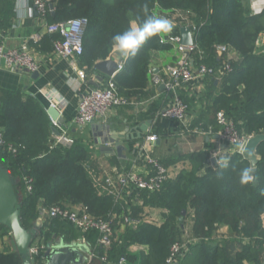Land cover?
<instances>
[{
  "label": "trees",
  "instance_id": "obj_1",
  "mask_svg": "<svg viewBox=\"0 0 264 264\" xmlns=\"http://www.w3.org/2000/svg\"><path fill=\"white\" fill-rule=\"evenodd\" d=\"M14 1L0 0V28L8 25ZM143 3L151 14L170 18L172 12H179L194 25L193 66L230 67L207 77V87L198 94L184 86L179 89L188 110L200 107L189 128L203 132L220 129L216 114L223 112L240 134L264 133V49L259 50L257 44L264 34V9L253 14L250 0H51L53 11L47 23L87 19L83 52L77 61L90 71L97 60L109 56L114 35L125 30L129 21L143 20ZM172 33H179L177 26ZM166 35L149 39L134 57H127L113 77L120 96L128 99L144 92L153 77V53L175 49L174 44L161 42ZM60 38L58 33H45L37 49L50 53ZM219 44L227 46L221 55L216 52ZM46 109L21 89H0V166L15 179L23 227L33 226L40 208L59 205L85 208L94 218L110 220L113 235L107 258L101 260L105 250L97 243L96 229L79 230L68 221L46 216L31 244L38 247L35 264H43L46 243L53 235L68 242L82 238L96 247L97 259L90 264H113L121 256L129 264H165L177 242L187 244V248L176 264H264V141L255 151L258 162L252 183L239 182L240 170L252 167L240 152L230 153L228 166L221 169L219 163L209 162L208 151H192L178 157L188 160L187 167L169 176L157 191L136 190L139 203L127 205L96 181L95 158L88 142L78 138L70 145H52ZM153 133L163 136L158 128ZM175 162L173 157L159 160L165 167ZM25 177L31 179L30 191L26 190ZM222 226L228 228L226 237L217 235ZM9 237L10 230L0 225V264H20ZM132 244L144 246L146 251L130 252Z\"/></svg>",
  "mask_w": 264,
  "mask_h": 264
},
{
  "label": "crops",
  "instance_id": "obj_2",
  "mask_svg": "<svg viewBox=\"0 0 264 264\" xmlns=\"http://www.w3.org/2000/svg\"><path fill=\"white\" fill-rule=\"evenodd\" d=\"M48 8L53 11L51 0L47 1ZM251 8V6H250ZM49 11V12H50ZM13 15L9 19V23L5 27L0 28V45L6 49L19 48L21 45H26L29 53L34 58L37 64V74L31 77V73L26 71H11L0 66V89H21L25 94L36 98L46 108L49 106L51 99L58 101V97L64 100L63 104H58L60 116L63 118L61 127H56L58 131L62 128L73 138H81L89 143V149L93 151L95 158V169L97 170L96 177H102L104 173L117 171H128L134 169L140 174H147L150 166L143 161L142 156L138 154L137 144L144 137L153 133V130L158 128L162 137L156 143L150 145L149 153H155L160 159L173 157L175 163L167 165L170 176H174L178 171L189 165L188 160L179 159L182 154H187L192 151L206 150L209 153V162L211 157H216L217 164L220 159H228L230 153L234 151L233 147L224 144L218 136V130L207 131L203 133H195L184 130L183 126L175 120L166 119L158 115L160 109L169 102V97L164 89L163 84L155 85L152 82V77L149 79L148 86L142 94L134 95L127 99V103L110 108L104 116L97 117L93 122L95 124L109 125V131L102 132L100 138H117L118 134L126 133L130 136L142 134V137L135 138L137 141L125 140V149L118 155L115 147H111L113 153H103L99 150V145L95 142L94 130L91 123L84 127H77L71 123L72 118L76 114L80 96L87 90L93 87L105 86L109 77L95 69L85 71V79L81 80L76 74V69L81 68L77 59L67 60L62 58L51 57L49 53H42L37 49V42L46 31L48 14L46 17H41L34 9L32 0H15L12 7ZM259 50L264 49V34L258 40ZM177 55V50L173 49L170 53H153L151 66H153V74H160V70L164 65L173 63ZM112 58L114 61L121 60L122 67L127 57H122L116 49L110 52L107 58ZM106 58V59H107ZM101 60H97L95 63ZM83 69V68H82ZM122 69V68H121ZM120 69V70H121ZM85 70V69H84ZM118 70V72L120 71ZM117 72V73H118ZM98 77H102L100 80ZM217 81V79H216ZM215 81V82H216ZM96 83V85L94 84ZM207 86L203 84L199 90L197 85L187 87L190 91L196 94L203 91ZM54 95V96H53ZM200 113V107H190L188 110L189 124L192 119ZM49 117V116H48ZM51 126L52 122L49 118ZM148 122L149 125L146 131H142L141 127ZM57 133L51 132V139ZM152 156V155H151ZM211 163V162H210ZM212 164V163H211ZM163 165V164H162ZM95 175V174H94ZM117 199L123 200L127 205L137 204V197L134 190H123L121 194L116 195ZM46 215L41 213L35 221L41 228ZM262 226L264 228V213L261 216ZM151 218L145 219L150 221ZM217 235L226 237L228 228L226 226L219 227ZM7 239V238H6ZM55 243L60 240L66 244H73V247L78 246L82 253L87 257V264L95 256L96 247H90L82 238H77L71 242L63 240L62 237H55ZM10 245V239L7 240ZM11 248V246H10ZM46 249V248H45ZM141 250L146 251V247L132 244L129 246V251L138 253ZM45 260H43V264ZM129 264V263H128ZM243 264H250L246 261Z\"/></svg>",
  "mask_w": 264,
  "mask_h": 264
},
{
  "label": "built area",
  "instance_id": "obj_3",
  "mask_svg": "<svg viewBox=\"0 0 264 264\" xmlns=\"http://www.w3.org/2000/svg\"><path fill=\"white\" fill-rule=\"evenodd\" d=\"M48 0H32L33 6L37 14L41 17H46L51 9L48 8ZM251 11L253 14H258L264 9V0H250ZM175 18H179L177 22ZM173 26L178 29L181 26H189L193 36L194 25L190 24L186 17L179 12H172L171 17L168 18ZM87 23L86 18H72L66 21H59L51 24H46V31L48 33H58L61 38L56 40L53 44V49L49 53L51 57L62 58L67 60H76L83 52L82 33L83 28ZM168 41L174 44L177 50V57L173 63L164 65L161 69L162 76L153 74L152 82L155 85L163 84L164 89L169 97V102L164 105L158 115L160 117L175 120L188 131L195 133H203L200 128H189L188 105L181 99L179 89L197 85L199 90L203 87L204 81L207 77L216 75L217 72L222 74L224 71L230 70L228 64H225L222 69L216 70L213 67L199 64L193 66V59L191 53L195 50L196 45H183L180 41V34H173L172 31L167 33L166 37L161 38V42ZM227 51L225 44L216 45V52L221 55ZM11 71H26L33 72L37 69V64L34 58L28 51L26 45H21L19 48L6 49L0 45V66ZM122 68L121 62L118 64V70ZM76 74L79 79H85V70L77 68ZM115 74L109 77L105 86L93 87L85 91L79 99L76 114L72 118L71 123L77 127H84L85 125L94 121L97 117H102L105 113L113 107L127 103V99L120 96L116 89V84L113 80ZM54 96V95H53ZM63 104L64 100L58 97V101L50 100L49 106L58 109V104ZM59 111V110H58ZM60 112V111H59ZM217 123L220 125L218 136L221 141L233 147L234 150L240 152L244 149L247 139L250 136L240 134L236 129L232 120L225 117L223 112L216 114ZM52 125L57 127V122L51 120ZM58 127H61L58 126ZM210 131V129H209ZM158 136L154 133L147 134L144 139L138 142L137 152L142 156V160L149 166L150 170L147 174H140L134 169L128 171H112L104 173L102 177H96V181L108 189L111 193L116 195L121 194L123 190L134 191H148L154 192L161 188L162 184L169 178V170L167 167L159 163L158 159L152 157L149 153L150 145L158 140ZM73 138L66 130L60 129L59 133L53 135L52 145L57 144L70 145ZM0 143H3L0 133ZM11 152H15L12 145L8 146ZM26 183V190H31L29 184L31 179L24 178ZM117 198V196H116ZM41 213L49 218H58L71 223L79 230L96 229L98 231L97 243L103 248L104 254L100 257L101 260H106V250L111 245L113 229L111 221L108 219H97L91 216L85 208H76L75 210L68 207H61L59 205H52L48 208H40ZM138 223V220H133ZM187 244L174 243L170 249V255L165 260V264H176L178 257L184 253ZM29 253L34 257L38 253V247L31 245ZM113 264H128L126 258L121 256Z\"/></svg>",
  "mask_w": 264,
  "mask_h": 264
},
{
  "label": "water",
  "instance_id": "obj_4",
  "mask_svg": "<svg viewBox=\"0 0 264 264\" xmlns=\"http://www.w3.org/2000/svg\"><path fill=\"white\" fill-rule=\"evenodd\" d=\"M180 43L183 45H193L194 39L189 26L179 27ZM121 62L114 61L112 58L101 60L94 64L96 70L102 72L106 76H112L118 71V64ZM37 71L31 73V77H35ZM102 80V77H98ZM96 85V83H94ZM46 112L51 120H55L57 125L60 126L63 123V118L60 116V112L53 106H48ZM149 123L141 127L142 131H146ZM93 128L95 142L99 145V150L103 153H113L111 147H115V151L118 155L125 149V140H131L142 137V134L136 136H130L126 133L118 134L117 138L102 139V132L109 131V125L95 124L91 122ZM51 130L55 133H59L55 126H51ZM264 141V133H258L250 136L242 151V155L249 160L253 173L255 171V165L258 162L256 155V148L260 142ZM246 149V150H245ZM250 153V154H249ZM210 162L217 164L216 157H211ZM252 173V174H253ZM184 213V211H183ZM0 225L10 230V246L20 257V264H35V258L30 255L29 248L32 242L38 237L40 233V227L35 222L33 226L25 228L21 222L20 216V201L15 191V179L11 174L0 166ZM55 235L53 239L46 243V249L44 251L43 258L44 264H87V257L82 253L78 246L73 247V244L63 243L62 240L59 243H55Z\"/></svg>",
  "mask_w": 264,
  "mask_h": 264
},
{
  "label": "clouds",
  "instance_id": "obj_5",
  "mask_svg": "<svg viewBox=\"0 0 264 264\" xmlns=\"http://www.w3.org/2000/svg\"><path fill=\"white\" fill-rule=\"evenodd\" d=\"M141 13L144 17L143 20L134 19L129 21L125 30L112 37V47L122 57H134L149 39L172 31L170 20L164 16L151 14L147 3L141 5ZM218 163L221 169L228 166L226 158L220 159ZM252 173L253 169L251 167L241 169L239 182L242 185L254 182L255 176ZM217 175H222V172H218Z\"/></svg>",
  "mask_w": 264,
  "mask_h": 264
},
{
  "label": "rangeland",
  "instance_id": "obj_6",
  "mask_svg": "<svg viewBox=\"0 0 264 264\" xmlns=\"http://www.w3.org/2000/svg\"><path fill=\"white\" fill-rule=\"evenodd\" d=\"M156 143V142H155ZM151 155H152V157H154L155 159H158V158H160V157H158V155H156L155 153H151ZM9 239H10V237H9ZM8 240V239H7Z\"/></svg>",
  "mask_w": 264,
  "mask_h": 264
}]
</instances>
